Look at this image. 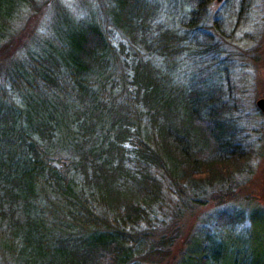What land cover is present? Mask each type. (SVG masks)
<instances>
[{
	"label": "trees",
	"instance_id": "1",
	"mask_svg": "<svg viewBox=\"0 0 264 264\" xmlns=\"http://www.w3.org/2000/svg\"><path fill=\"white\" fill-rule=\"evenodd\" d=\"M39 1L55 2L0 0V264H156L171 212L248 157L211 0H181L174 24L162 0H99L84 16L57 2L24 56L5 53ZM240 215L221 209L173 264H264L260 235L219 233Z\"/></svg>",
	"mask_w": 264,
	"mask_h": 264
},
{
	"label": "rangeland",
	"instance_id": "2",
	"mask_svg": "<svg viewBox=\"0 0 264 264\" xmlns=\"http://www.w3.org/2000/svg\"><path fill=\"white\" fill-rule=\"evenodd\" d=\"M54 1L48 6L39 1L28 11L19 24L20 36L10 41L4 50L5 53L10 55L16 50H21V55L24 56V42L30 39L32 33H44L46 25L50 23L51 12L57 9L55 3L58 2L61 8L65 6L77 16L87 15L91 9L95 10L99 3V0ZM161 2L165 8V22H178L184 15L176 12L181 10V0ZM204 23L213 28L217 25L220 27L214 39L222 48L217 57L220 60L218 65H226L228 68V77L223 82L221 74L220 80L232 95L237 128L247 143L248 157L246 160L239 159V170L233 171L226 182L208 187L200 195L201 199L188 198L181 210L171 212L172 222L169 221L164 232L175 238L168 253L156 264H173L192 231L203 223L211 222L212 216L217 215L223 208L229 212L242 213L236 227L218 231L224 235L227 242L231 243L235 238L246 239L249 230L255 240L260 235L261 242H264V219H261L257 226L251 224L249 219L251 214H262L264 218V212L261 211L264 208V115L256 106V101L264 98V0H211ZM66 29L65 26L61 27L62 34ZM210 31L213 32L214 29ZM195 66L198 67L197 64ZM195 66L190 61L180 68L177 67L176 73H170V76L176 84L188 83L195 75Z\"/></svg>",
	"mask_w": 264,
	"mask_h": 264
},
{
	"label": "water",
	"instance_id": "3",
	"mask_svg": "<svg viewBox=\"0 0 264 264\" xmlns=\"http://www.w3.org/2000/svg\"><path fill=\"white\" fill-rule=\"evenodd\" d=\"M256 106L259 108V110L261 111V113L264 115V98H259L256 101Z\"/></svg>",
	"mask_w": 264,
	"mask_h": 264
}]
</instances>
